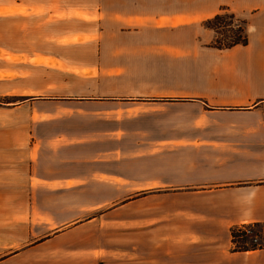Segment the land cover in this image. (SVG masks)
Returning <instances> with one entry per match:
<instances>
[{
	"label": "crops",
	"instance_id": "obj_1",
	"mask_svg": "<svg viewBox=\"0 0 264 264\" xmlns=\"http://www.w3.org/2000/svg\"><path fill=\"white\" fill-rule=\"evenodd\" d=\"M71 1L8 0L0 16V97L18 99L0 106V189L26 196L30 228L49 231L35 247L109 222L146 228L145 254L131 264H264V247L231 242L233 227L264 224V0ZM223 8L246 21L248 44L197 53L210 65L194 87L156 96L124 86L133 80L124 52L154 50L157 34L184 49L189 19ZM165 104L196 107L194 134L178 123L125 161L124 111ZM132 189L157 190L149 196L162 202L147 196L144 216L124 215L145 199L122 204L140 194Z\"/></svg>",
	"mask_w": 264,
	"mask_h": 264
},
{
	"label": "rangeland",
	"instance_id": "obj_2",
	"mask_svg": "<svg viewBox=\"0 0 264 264\" xmlns=\"http://www.w3.org/2000/svg\"><path fill=\"white\" fill-rule=\"evenodd\" d=\"M4 1L8 0H0V16L8 11L2 5ZM71 2L76 7L83 8H94L98 5V0H72ZM218 13L229 14L230 11L220 10ZM60 16H62L61 13ZM214 16L202 21L189 19L187 45L184 49H175L164 45L168 40L167 36L156 33L154 50L124 52L123 60L129 67L124 68L123 71L133 78L124 86L133 87L140 92H149L156 96L177 95L184 91L182 90L184 88L188 90L187 88L194 87L193 79L206 73L210 65L202 62L203 60H198L199 62L195 60L197 53H202L205 48L216 49L215 46H218L219 43L228 41L227 38L230 39L237 34L236 22L232 24L229 19H225L226 22L224 23H214L207 27V20ZM236 17L241 18L242 16L236 15ZM75 27L78 30V24ZM2 32L3 23L0 19V54L2 53ZM75 41L77 42L76 39ZM128 41L130 42V40ZM88 53L85 50L79 52L80 56L88 55ZM17 101L18 99L0 97V106L4 102ZM152 109H155L154 112ZM3 113L0 110V142L3 139V120L6 118ZM124 113L127 114L123 117V149L124 159L128 161L131 155L136 153L139 154L138 159L145 157L146 141L178 134L177 131H174L177 130L178 123H186V133L193 135L192 130L197 109L193 105H166L165 107L163 105H145L135 107L129 113L124 111ZM129 135L132 138H129ZM2 191L0 189V264H131L132 258H137L138 254L141 253L142 255L145 254L146 228L130 227V225L113 226L109 222L85 224L67 240H63L55 246L35 247L49 231L30 228L27 197L14 194L19 190H12V194L8 195L2 194ZM132 191L135 193L139 190L132 189ZM139 192L138 195L123 197L122 204L132 199L145 198L138 205L123 208L121 212L124 215L130 216L139 213L144 216L146 205L149 202L147 196L151 204L162 202L158 196H149L161 193L157 190L154 193H149L148 190H140ZM257 230L259 237H255L252 241L254 244L264 247V224ZM59 251L64 253L62 255H66L69 251H92L96 254L99 252L106 253V256L93 260L81 256L66 259L58 258L61 256Z\"/></svg>",
	"mask_w": 264,
	"mask_h": 264
},
{
	"label": "trees",
	"instance_id": "obj_3",
	"mask_svg": "<svg viewBox=\"0 0 264 264\" xmlns=\"http://www.w3.org/2000/svg\"><path fill=\"white\" fill-rule=\"evenodd\" d=\"M227 10V9H222ZM225 19H229L232 24L236 22L235 26L237 28V34L228 39V41H223L215 46L216 49L225 50L230 49L237 45H246L248 44V36L246 33V21L240 18H237L234 13H218L212 19L207 20V27L211 26L214 23H224ZM231 25V24H227ZM262 224H247L236 226L231 229V242L234 246L235 251H250L257 250L263 248L261 245L254 244L252 241L255 237H259L258 228L261 227ZM247 231H250V234H247ZM253 236V237H251Z\"/></svg>",
	"mask_w": 264,
	"mask_h": 264
},
{
	"label": "built area",
	"instance_id": "obj_4",
	"mask_svg": "<svg viewBox=\"0 0 264 264\" xmlns=\"http://www.w3.org/2000/svg\"><path fill=\"white\" fill-rule=\"evenodd\" d=\"M247 234H250V231H247Z\"/></svg>",
	"mask_w": 264,
	"mask_h": 264
}]
</instances>
